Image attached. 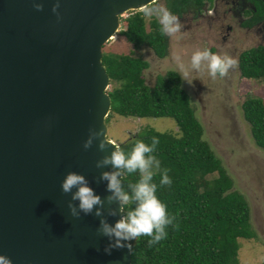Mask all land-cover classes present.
Listing matches in <instances>:
<instances>
[{
    "label": "water",
    "instance_id": "water-1",
    "mask_svg": "<svg viewBox=\"0 0 264 264\" xmlns=\"http://www.w3.org/2000/svg\"><path fill=\"white\" fill-rule=\"evenodd\" d=\"M35 2L43 11L34 0H0V254L12 264H131L127 248L105 253L109 238L97 231L101 218H121L119 203L105 202L103 217L75 218L67 205L79 201L61 182L74 171L101 199L111 194L99 180L111 166L96 167L119 148L107 136L102 46L118 31L119 14L150 0H59L60 19L56 0ZM90 129L114 147L100 151L97 140L85 150Z\"/></svg>",
    "mask_w": 264,
    "mask_h": 264
},
{
    "label": "trees",
    "instance_id": "trees-1",
    "mask_svg": "<svg viewBox=\"0 0 264 264\" xmlns=\"http://www.w3.org/2000/svg\"><path fill=\"white\" fill-rule=\"evenodd\" d=\"M164 2L176 15L189 6L201 8L213 0ZM260 10H264L263 7ZM261 18L264 20V16ZM124 21L126 26L120 33L134 47L144 44L158 57L165 55L167 41L156 17H150L147 25L143 11H135ZM102 63L114 84L113 89L107 91L111 108L106 123L113 114L136 118L169 117L175 120L180 131L176 136L146 129L118 144L127 155L136 140L151 145V138H158L153 155L160 161L161 172L165 168L169 170L172 183L161 186L160 173L154 176L153 182L157 184V197L166 204L169 214L176 215L174 224L178 225H169L166 238L151 247L147 243L151 239L148 236L129 241L132 244L131 264H239V240L256 237L250 222L249 204L244 195L233 188V181L220 158L203 139L202 125L188 94L180 87L177 73L169 71L165 77L158 76L154 86L148 87L143 76L148 62L141 57L103 54ZM238 67L242 78L264 79V45L243 51ZM241 109L254 142L264 149V99L247 93ZM121 179L125 190L130 192L127 185L137 182L139 173L125 172ZM133 208L134 204L125 205V214Z\"/></svg>",
    "mask_w": 264,
    "mask_h": 264
},
{
    "label": "rangeland",
    "instance_id": "rangeland-1",
    "mask_svg": "<svg viewBox=\"0 0 264 264\" xmlns=\"http://www.w3.org/2000/svg\"><path fill=\"white\" fill-rule=\"evenodd\" d=\"M158 3L165 6L164 0H158ZM214 3L216 9V13L212 14L214 20L213 17L189 21L180 19L181 31L171 37L165 36L167 48L163 57H158L147 45L142 44L137 48L125 39L120 33L126 26L124 19L132 12L142 10L133 9L123 12L119 14L120 24L115 37L102 46V55L131 54L146 60L148 66L143 70V76L148 87L154 86L158 76L165 77L169 71L177 73L180 87L188 94L195 116L202 125L203 139L220 158L222 166L233 181V188L240 191L249 204L250 222L256 237L239 240V264H262L264 261V149L254 142L249 125L243 117L241 104L247 93L264 99V79L242 78L238 61L242 51L264 44V39L261 37L264 30H260V26L241 29L236 24L237 19L234 17L236 12L228 17V6L219 0ZM209 18L211 21H208ZM149 19L150 17L145 16L147 25ZM228 26L232 27V32L227 41L223 42L221 35L226 33ZM214 38L221 42L216 43L217 40L215 41ZM205 48L213 53L228 54L237 60V66L223 78L217 76L213 79L207 70L199 72L193 70L186 78L190 83L182 79L181 69L174 57L179 55L187 66L192 53L197 49ZM113 86L114 84L110 82L107 91H111ZM106 124L108 138L117 145L146 129L180 135L175 120L169 117L136 118L113 114Z\"/></svg>",
    "mask_w": 264,
    "mask_h": 264
},
{
    "label": "clouds",
    "instance_id": "clouds-1",
    "mask_svg": "<svg viewBox=\"0 0 264 264\" xmlns=\"http://www.w3.org/2000/svg\"><path fill=\"white\" fill-rule=\"evenodd\" d=\"M33 6L37 11H43V3L34 0ZM59 8L60 2L56 0L52 12L57 15V19H60ZM141 10L145 16L156 17L161 26V32L165 36L171 37L182 29L179 17L172 14L164 5L159 4L158 0H150V3L143 5ZM174 59L181 69V77L184 80H187L186 78L193 70L198 72L207 70L213 79L217 76L227 77L229 71L237 66L235 58L228 54L213 53L207 48L195 50L187 66L179 55H176ZM97 140L100 151H104L109 145H112L104 137L103 130L90 129L89 136L83 143L84 149L91 148L94 141ZM158 144L159 140L155 136L151 138V145L146 144L143 140H136L131 152L127 155L123 150L112 145L114 150L111 151L110 155H105L96 162L98 169L109 165L112 169L103 171L99 177V180L107 182L106 191L111 193L105 199H101V196L97 195L94 189L89 186L85 176L77 172H68L61 182L62 192L72 193V200L79 201L78 207L71 202L67 205L71 215L75 218H79L81 213L103 217L105 202L109 205L114 202L119 203L121 218L114 225H110L106 219L101 218L97 230L109 238L110 243L104 249L105 253L109 255L112 249L127 248L131 251L132 244L123 242L137 240L141 236L151 237L147 242L148 246L151 247L166 238V228L169 225L178 227L174 224L176 215L169 214L166 204L156 195L157 184L153 182V179L157 173L161 174V186H170L172 183L168 175L169 170L165 168L161 172L160 161L153 155ZM125 172L139 173V180L127 185L130 192L125 190L122 183L121 178ZM73 189L76 191L73 192ZM128 204H134V208L125 214L124 206ZM108 215L116 216L117 209L109 207ZM0 264H12V261L0 254Z\"/></svg>",
    "mask_w": 264,
    "mask_h": 264
},
{
    "label": "flooded vegetation",
    "instance_id": "flooded-vegetation-1",
    "mask_svg": "<svg viewBox=\"0 0 264 264\" xmlns=\"http://www.w3.org/2000/svg\"><path fill=\"white\" fill-rule=\"evenodd\" d=\"M216 1L217 0H213L212 3L206 2L201 8L190 7V6L187 8L185 7L186 10H184L180 14H176V16H178L179 19H186V21L197 18H204V17L206 18L213 17L212 20H214L215 17L212 14L216 13V9H214V4H215L214 2ZM219 1L221 3H224V5L228 6L227 9L228 17L231 14H233V12H236V14L234 15V17H236L237 19L236 24L239 25L241 29L242 28L251 29L252 27L260 26V30H264V20H262L261 18L264 16V10H260V8L262 7L264 9V4L261 0H219ZM260 2L262 5L260 4ZM208 21H211L210 18ZM231 32H232V27L228 26L226 28V33L221 35V41L226 42L227 41L226 39H228V36ZM261 37L262 39H264V34H262ZM214 40L216 41L217 39L214 38ZM221 41L217 40L216 43L219 44V42ZM259 45H264V44H259Z\"/></svg>",
    "mask_w": 264,
    "mask_h": 264
},
{
    "label": "bare ground",
    "instance_id": "bare-ground-1",
    "mask_svg": "<svg viewBox=\"0 0 264 264\" xmlns=\"http://www.w3.org/2000/svg\"><path fill=\"white\" fill-rule=\"evenodd\" d=\"M114 37H115V35L112 36V38H114Z\"/></svg>",
    "mask_w": 264,
    "mask_h": 264
}]
</instances>
